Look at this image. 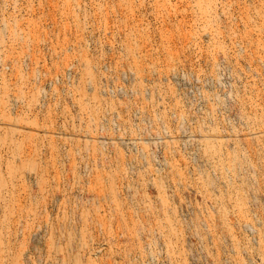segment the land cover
Wrapping results in <instances>:
<instances>
[{
    "label": "rangeland",
    "instance_id": "rangeland-1",
    "mask_svg": "<svg viewBox=\"0 0 264 264\" xmlns=\"http://www.w3.org/2000/svg\"><path fill=\"white\" fill-rule=\"evenodd\" d=\"M0 264H264V0H0Z\"/></svg>",
    "mask_w": 264,
    "mask_h": 264
}]
</instances>
